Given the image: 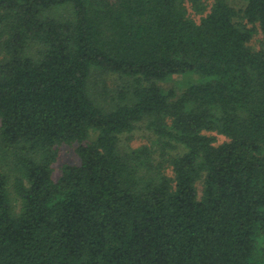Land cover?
I'll list each match as a JSON object with an SVG mask.
<instances>
[{
    "label": "trees",
    "instance_id": "16d2710c",
    "mask_svg": "<svg viewBox=\"0 0 264 264\" xmlns=\"http://www.w3.org/2000/svg\"><path fill=\"white\" fill-rule=\"evenodd\" d=\"M0 264H264V0H0Z\"/></svg>",
    "mask_w": 264,
    "mask_h": 264
},
{
    "label": "rangeland",
    "instance_id": "374dc122",
    "mask_svg": "<svg viewBox=\"0 0 264 264\" xmlns=\"http://www.w3.org/2000/svg\"><path fill=\"white\" fill-rule=\"evenodd\" d=\"M261 35L258 34L253 40V45L256 47L259 45ZM199 78L194 75L187 76H174L171 80L167 82L160 83L161 87L169 90L174 89L178 93L183 91L189 83L195 82ZM91 92L94 97H96L102 104H111L112 101L117 100L119 93L122 90H127L128 84L124 79H121L117 75H107L100 74L99 72L94 71L90 80ZM145 124L140 125L139 129L134 132L131 136L132 140L129 143V147L137 149L142 146L152 144V136L150 131L145 128ZM128 136H123L124 141H128ZM77 144L74 146L61 145L58 150V161L55 163V173L54 176L57 179L61 175V169L65 164H77L79 163V156L76 153ZM199 194H201L202 185L198 184Z\"/></svg>",
    "mask_w": 264,
    "mask_h": 264
}]
</instances>
